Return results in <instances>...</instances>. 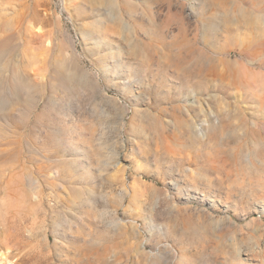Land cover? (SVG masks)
<instances>
[{
    "label": "rangeland",
    "instance_id": "rangeland-1",
    "mask_svg": "<svg viewBox=\"0 0 264 264\" xmlns=\"http://www.w3.org/2000/svg\"><path fill=\"white\" fill-rule=\"evenodd\" d=\"M0 254L264 264V0H0Z\"/></svg>",
    "mask_w": 264,
    "mask_h": 264
},
{
    "label": "bare ground",
    "instance_id": "bare-ground-1",
    "mask_svg": "<svg viewBox=\"0 0 264 264\" xmlns=\"http://www.w3.org/2000/svg\"><path fill=\"white\" fill-rule=\"evenodd\" d=\"M1 254H2V252H1ZM1 254H0V264H3L4 261H6V256H2Z\"/></svg>",
    "mask_w": 264,
    "mask_h": 264
}]
</instances>
